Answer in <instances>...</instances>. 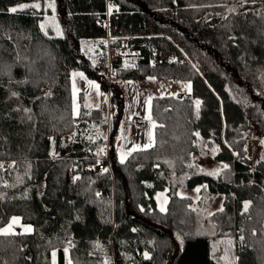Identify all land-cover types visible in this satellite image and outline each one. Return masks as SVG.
I'll return each instance as SVG.
<instances>
[{
    "label": "trees",
    "instance_id": "obj_1",
    "mask_svg": "<svg viewBox=\"0 0 264 264\" xmlns=\"http://www.w3.org/2000/svg\"><path fill=\"white\" fill-rule=\"evenodd\" d=\"M44 1L0 0V228L14 216L32 227L0 235V264H51L52 251L64 264L66 250L71 264H264V158L252 163L244 149L252 124L264 142V0H108L110 33L148 37L129 46L138 65L117 78L187 87L151 99L154 143L123 163L113 148L123 91H109L78 44L106 36V0H53L55 38L41 30V11L10 10ZM77 72L110 92L106 172L94 170L106 145L101 110L82 93L74 108ZM198 153L227 169L192 172ZM179 185L222 196L221 211L202 219ZM218 235L224 259L214 255Z\"/></svg>",
    "mask_w": 264,
    "mask_h": 264
},
{
    "label": "rangeland",
    "instance_id": "obj_2",
    "mask_svg": "<svg viewBox=\"0 0 264 264\" xmlns=\"http://www.w3.org/2000/svg\"><path fill=\"white\" fill-rule=\"evenodd\" d=\"M40 4V8L36 9L31 7L32 4H36V2H31V3H24L20 4L12 8H16L17 11L23 10L26 8H33L37 11H41V20L39 22L40 28L41 25H44V28L41 30L49 37H60L61 36V30L58 25V22L55 17V7L54 9L52 7H49V4H54L53 0H45L42 3L37 2ZM113 9H115V6L113 3L109 2L108 3V10L111 12ZM130 42V41H128ZM122 47H126V49H129V46H135V45H128L125 43L119 44ZM128 54L134 55L133 53H137L136 51H127ZM138 65V63H137ZM136 66L134 68L130 69H136ZM127 71V70H124ZM118 73L114 77V80L110 83V89L113 86H115L117 89L123 91L124 94V104L126 102L125 97L126 93L128 94L130 101H136L134 104H132L130 107V111L126 114L122 112L121 117L119 118L120 120V125L123 124V121H125V125L127 127L132 126L133 128L136 127L135 121L136 118L139 117L143 121H149L153 122L151 119L149 120L150 116V102L151 99L155 96H174L178 92L182 93H187V87L185 86L186 84L174 82V81H160L154 78H146L143 80H138V79H123V78H117ZM105 80V79H104ZM124 81H128V86L125 88L124 86ZM93 84L97 85L95 82L92 81ZM156 83V84H152ZM157 85V88L155 87ZM93 89H97L95 91L98 92L99 99L96 98H90L88 96H84V103L88 106L90 104H96V106H99L102 113L103 121H104V126H103V133L106 138V145L110 146V143L108 141L109 137V124L110 121L113 117L112 111L110 110V104H109V94H104L99 87ZM126 89V91H125ZM84 90V89H83ZM88 91V89H86ZM75 100H74V108L77 105V96L79 93L83 92H77L78 90L75 89ZM85 92V90H84ZM89 92V91H88ZM90 92H93V90H90ZM85 95V94H84ZM124 111V109H123ZM134 121V122H133ZM119 123V122H118ZM154 123V122H153ZM107 128H106V127ZM116 137L114 138L115 142ZM113 142V143H114ZM247 156L251 160L252 163L257 162L260 159L264 158V149H263V143H262V138L258 132L257 127L252 124V127L250 130L247 131L246 133V144L244 147ZM225 164L217 162L213 159L211 155H202V154H196L192 156V160L189 163V168L191 169L192 172L196 173H204L208 174L209 173H216V174H211L210 176H221L227 167H224ZM187 174L184 172L181 174V177H185ZM199 189V191H197ZM167 190H159L155 194V199L157 201V206L159 209L163 207L165 209L168 197L166 194ZM177 192L180 196L186 197L189 202H190V208L192 210L197 211L198 214H200L202 219H208L212 214L221 211L222 209V196L216 195V196H209L206 193H203V190L201 187H195L192 189H186L182 187L181 185L178 186ZM264 215V214H263ZM264 218V216H262ZM174 243L176 244L175 247H177L179 243V239L177 237H173ZM227 242V239H224L221 235L217 236L213 240V247H214V255L217 256L220 259L225 258V252L221 250V246ZM71 263V262H70Z\"/></svg>",
    "mask_w": 264,
    "mask_h": 264
},
{
    "label": "built area",
    "instance_id": "obj_3",
    "mask_svg": "<svg viewBox=\"0 0 264 264\" xmlns=\"http://www.w3.org/2000/svg\"><path fill=\"white\" fill-rule=\"evenodd\" d=\"M109 1L106 0V12L104 17L98 19V25L106 29V36L104 38H81L79 39V50L82 56L91 63L97 70L98 74L106 80L108 89H110V83L114 80V77L118 71L130 70L137 65L139 56L137 53L134 55L128 54L126 47L121 45H115L117 41L127 40L137 44V40L141 39L140 44L145 43V39L148 37L132 36V37H120L115 36L109 31L110 18L113 12L108 10ZM124 38V39H123ZM136 127L139 128L143 124L142 119L135 121ZM106 127V126H105ZM107 128V127H106ZM109 146L103 147L102 155L97 158L94 165V170L103 172L109 168ZM71 177L77 176V160H71Z\"/></svg>",
    "mask_w": 264,
    "mask_h": 264
},
{
    "label": "crops",
    "instance_id": "obj_4",
    "mask_svg": "<svg viewBox=\"0 0 264 264\" xmlns=\"http://www.w3.org/2000/svg\"><path fill=\"white\" fill-rule=\"evenodd\" d=\"M115 10H116V7L111 12L114 13ZM77 73H80V72H77ZM89 81H91V80L87 79L84 75H83V79L79 75L72 76L73 93H74V87H75V89L78 90L77 92H83V94H85V96H88L90 98H96L97 96H99L98 92L95 91L97 89H93V87L90 86ZM152 84H156V83H152ZM124 86H125V88L128 86V81H124ZM155 87L157 88V85H155ZM83 89L85 90V92ZM86 89H88L89 92ZM90 90H93V92H90ZM125 91H126V89H125ZM155 97H160V96H155ZM97 99H99V97H97ZM125 100H126V102L124 104V111L123 112L126 116V114L131 109L130 106L132 104H134L136 101H130V98H129L127 93H126ZM88 106H91L94 108L99 107V106H96V104H90ZM138 119H141V118L137 117L136 120H138ZM153 124H154L153 122H149L148 120L147 121L145 120V121H143V124L141 125V127L133 128L132 126L127 127L125 125V121H123V124L120 125V121H119L118 133H117L115 142L113 144V148L116 150V156H117V159L119 162H121V156L122 155L125 156V159H126L127 156L129 155V153L134 152V151L144 150V149H147L153 145V143H154V127H153ZM125 159H124V161H125ZM177 194H178V192H177ZM12 218L9 220V222L6 225H4L1 228H6L12 222ZM16 218H18L19 223L13 225V227H12L13 233H15V234H29L32 232L31 226L23 224L19 217H16ZM25 228H30L31 231H25ZM15 234H9V235H15ZM53 254H55V255H53ZM69 262H70V260H69L68 252L66 251L65 255H64V264H69ZM51 264H58V257H57L56 251H52V253H51Z\"/></svg>",
    "mask_w": 264,
    "mask_h": 264
},
{
    "label": "snow or ice",
    "instance_id": "obj_5",
    "mask_svg": "<svg viewBox=\"0 0 264 264\" xmlns=\"http://www.w3.org/2000/svg\"><path fill=\"white\" fill-rule=\"evenodd\" d=\"M31 7L36 8V9H39V8H40V4H38V3H36V4H32ZM49 7H52V8L54 9L55 5H54V4H49ZM11 11H12V12H16L17 9H16V8H12ZM41 28H42V29L44 28V25H43V24L41 25ZM77 75H79V76L83 79V74H82V73H73V76H77ZM89 84H90L91 87L98 88V85L93 84L91 81H89ZM13 95H15V93H13ZM74 98H75V87H74ZM196 104H197V106H198V105H199V101H196ZM148 118H149V120L151 119L150 116H149ZM155 126H156V125L153 124V127H155ZM262 143H264V142H262ZM149 146H150V145H149ZM138 147H139V146H138ZM101 151H103V149H101ZM124 159H125V156L122 155V156H121V163L124 162ZM0 167H2V165H0ZM224 167L226 168L227 165H224ZM104 171L106 172L107 169H105ZM209 174L211 175V174H216V173H209ZM197 191H199V189H197ZM247 207H248V205L245 204V210H247ZM160 210L163 212V211H164V208L161 207ZM18 223H19L18 218L13 217V218H12V222H11L6 228H0V235L15 234V233L12 232V227H13V225L18 224ZM25 231H31V229H30V228H25ZM66 251H67V250H66ZM53 255H55V254H53ZM146 255H147V254H146ZM69 264H70V262H69Z\"/></svg>",
    "mask_w": 264,
    "mask_h": 264
}]
</instances>
